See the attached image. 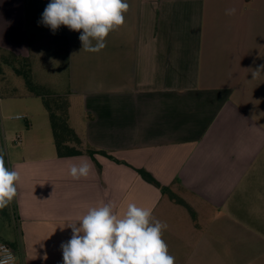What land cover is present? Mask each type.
Masks as SVG:
<instances>
[{
    "label": "crops",
    "instance_id": "obj_1",
    "mask_svg": "<svg viewBox=\"0 0 264 264\" xmlns=\"http://www.w3.org/2000/svg\"><path fill=\"white\" fill-rule=\"evenodd\" d=\"M127 3L125 23L99 53L82 50V30L52 33L63 44V79L47 84L51 95L68 96L85 144L117 162L59 158L34 129L20 149L12 141L7 167L21 179L0 241L15 264H63L72 232L61 226L90 207L133 202L167 223L162 239L175 264H261L244 257L264 240V75L252 77L264 65V0ZM230 8L235 15L225 14ZM30 31L24 1L0 0V51L28 58L34 78L41 68ZM84 162L88 177L72 179L71 165Z\"/></svg>",
    "mask_w": 264,
    "mask_h": 264
},
{
    "label": "clouds",
    "instance_id": "obj_2",
    "mask_svg": "<svg viewBox=\"0 0 264 264\" xmlns=\"http://www.w3.org/2000/svg\"><path fill=\"white\" fill-rule=\"evenodd\" d=\"M129 9L127 0H50L38 21L55 34L63 25L72 31L82 30V50L99 53L110 32L125 23ZM236 9L226 10L235 15ZM264 75V65L252 70L253 79ZM6 153L0 149V209L6 208L16 196L19 171L5 164ZM88 162L71 165L74 180L87 178ZM111 203L88 208L75 222L61 226L71 229V238L61 244L63 264H175L168 245L162 239L167 223L153 216L152 207L126 202L119 210ZM44 259H47L46 255ZM0 264H15L12 250L0 244Z\"/></svg>",
    "mask_w": 264,
    "mask_h": 264
},
{
    "label": "rangeland",
    "instance_id": "obj_3",
    "mask_svg": "<svg viewBox=\"0 0 264 264\" xmlns=\"http://www.w3.org/2000/svg\"><path fill=\"white\" fill-rule=\"evenodd\" d=\"M23 1L27 26L30 27V32L33 33V35L29 34L31 49L33 56H35V51L38 53L39 59L37 63L41 68V71L37 75L35 74L33 81L36 85L47 90L49 89L48 81L53 80V82L57 83L63 75L58 77L62 73V40L58 37L59 34L56 33L55 38L50 28L38 23L50 0ZM61 30H63V25L57 32ZM3 72L4 74L0 75V149L4 151L6 148L8 150L12 149V141L14 143L16 138H20L21 143L14 144V148L20 149L24 144V133L28 138L29 133L27 132L32 129L38 132L37 135L40 138H51V142H53L48 115L42 99L27 94L23 78L16 75L11 67L3 66ZM49 76L53 79L49 78ZM18 116L24 119H15ZM30 124L32 128H30ZM5 164L7 167L6 156ZM10 217L9 205L4 209H0L2 225L10 222ZM261 231L264 232V229ZM249 242L251 240H248ZM255 245L259 246L260 249L257 253L245 256L244 262H260L264 264V240H260L259 244L255 243Z\"/></svg>",
    "mask_w": 264,
    "mask_h": 264
},
{
    "label": "trees",
    "instance_id": "obj_4",
    "mask_svg": "<svg viewBox=\"0 0 264 264\" xmlns=\"http://www.w3.org/2000/svg\"><path fill=\"white\" fill-rule=\"evenodd\" d=\"M3 66L11 67L16 75L23 78L29 96L40 97L42 99L43 106L48 115L50 131L57 157L66 158L86 155L93 159L96 154H99L117 162L116 159L109 156L106 152L96 150L85 144L72 126L69 115L70 101L68 96L51 95L48 90H44L41 86L36 85L33 81L31 63L28 58H22L11 53L0 51V75L4 74ZM136 172L142 180L159 189L161 193L168 196L171 201L189 209V207L168 188L162 187L151 174L144 170H136Z\"/></svg>",
    "mask_w": 264,
    "mask_h": 264
},
{
    "label": "built area",
    "instance_id": "obj_5",
    "mask_svg": "<svg viewBox=\"0 0 264 264\" xmlns=\"http://www.w3.org/2000/svg\"><path fill=\"white\" fill-rule=\"evenodd\" d=\"M15 119H24V118L18 116V117H15ZM19 143H20V139H19V138H16L15 141H14V144H19ZM0 244H4V245H6L8 248H10L7 244H5V243H3V242H1V241H0ZM10 249H11V248H10ZM11 250H12V249H11ZM12 253H13L15 259H16V255H15V253H14L13 250H12Z\"/></svg>",
    "mask_w": 264,
    "mask_h": 264
}]
</instances>
